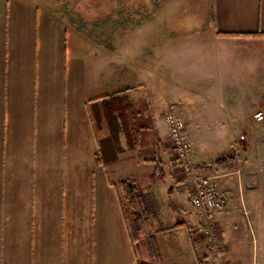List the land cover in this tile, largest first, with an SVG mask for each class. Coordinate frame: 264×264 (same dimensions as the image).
<instances>
[{"label":"crops","instance_id":"1","mask_svg":"<svg viewBox=\"0 0 264 264\" xmlns=\"http://www.w3.org/2000/svg\"><path fill=\"white\" fill-rule=\"evenodd\" d=\"M198 2L156 0L99 38L50 0H0V264H264V120L252 117L264 112V0H210L206 23H166ZM169 108L196 173L223 193L215 241L189 202ZM230 154L233 168L215 167ZM151 187L171 194L152 220L137 208Z\"/></svg>","mask_w":264,"mask_h":264},{"label":"rangeland","instance_id":"2","mask_svg":"<svg viewBox=\"0 0 264 264\" xmlns=\"http://www.w3.org/2000/svg\"><path fill=\"white\" fill-rule=\"evenodd\" d=\"M61 1L59 2L50 0V3L58 12V14H60L68 23L69 27L74 30V32L80 36L82 35L87 37L96 36L101 38L102 36H106V23H77L76 20L72 21L63 11V4ZM154 1L156 0H72V2L69 0L68 6L71 8V10L77 11L82 18H92L98 20L99 18L97 17H101L102 15L106 14L108 16L112 15V19L114 18L113 23H130L127 19H125L129 13H137L133 16L138 17V15L141 13L137 10L140 8L142 13H146V7H150ZM209 2L210 0H199L197 7L192 8L191 10L187 9V11L184 12L182 11L180 17L173 21H166V23H206L209 13ZM142 7H145V9ZM67 36L68 46H70L69 42L72 41L70 38L74 37L71 30H68ZM246 95L252 100L251 93H246ZM240 141H244V139L240 138ZM140 189L144 191L143 188ZM147 191L148 194H145V191L142 196L138 198L137 208L144 210L148 218H151L152 220V216H154L155 213L161 211V202L166 204L170 200L171 194L165 190L160 191L159 187H151L147 189ZM142 201H145L146 204L143 205L141 203ZM128 222H130L131 226L133 225L129 212Z\"/></svg>","mask_w":264,"mask_h":264},{"label":"built area","instance_id":"3","mask_svg":"<svg viewBox=\"0 0 264 264\" xmlns=\"http://www.w3.org/2000/svg\"><path fill=\"white\" fill-rule=\"evenodd\" d=\"M252 117L256 121H263L264 113L261 109H257L253 112ZM164 120L167 125L169 142L188 188L189 202L201 210L204 216V231L209 233L211 239L215 241L217 235L210 229L213 228V220L221 211L224 201L223 193L216 182V175L196 173L197 165L192 158V143L186 132L183 116L169 108L164 112ZM213 247L215 252L221 250V245L215 244Z\"/></svg>","mask_w":264,"mask_h":264},{"label":"trees","instance_id":"4","mask_svg":"<svg viewBox=\"0 0 264 264\" xmlns=\"http://www.w3.org/2000/svg\"><path fill=\"white\" fill-rule=\"evenodd\" d=\"M55 1H61V0H55ZM63 6V11L66 13V15L70 18V20H76L77 23H112V15L108 16L106 14L102 15L101 17H97L99 18L98 20L96 19H92V18H82L79 13L77 11L71 10V8L68 6V2L69 0H63L61 1ZM70 2H72V0H70ZM96 18V17H94ZM92 19V20H91ZM227 35H235L234 33H225ZM251 33H246L245 35H250ZM112 136H113V140L115 143L116 148L119 150L120 146L118 144V138H117V134L115 133L114 130H112ZM156 146V150L160 152V149L157 148L158 144H155ZM160 154V153H159ZM96 159L99 161V156L96 155ZM234 159V155L230 154L229 156H221V157H217L214 160V164L215 167H219V165H222L223 168H233L236 165V161H232ZM149 162H153L155 163L154 167L158 168L160 165V159L159 157L155 156L152 157L151 159L148 160ZM201 168H207L206 165H202ZM203 170V169H202ZM201 170V171H202ZM121 182H126L128 186H131L132 184L128 181H121ZM132 215V213H131ZM142 218L143 216L140 215L139 213H136L134 217H132V220L135 222L134 228L135 229H140L142 226ZM141 264H149L146 261H142Z\"/></svg>","mask_w":264,"mask_h":264}]
</instances>
